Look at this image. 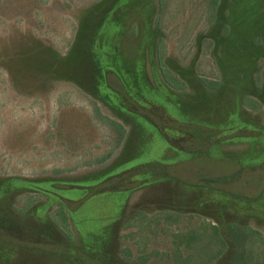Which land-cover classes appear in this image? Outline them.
Segmentation results:
<instances>
[{
  "label": "rangeland",
  "instance_id": "374dc122",
  "mask_svg": "<svg viewBox=\"0 0 264 264\" xmlns=\"http://www.w3.org/2000/svg\"><path fill=\"white\" fill-rule=\"evenodd\" d=\"M0 264H264V0H0Z\"/></svg>",
  "mask_w": 264,
  "mask_h": 264
},
{
  "label": "trees",
  "instance_id": "16d2710c",
  "mask_svg": "<svg viewBox=\"0 0 264 264\" xmlns=\"http://www.w3.org/2000/svg\"><path fill=\"white\" fill-rule=\"evenodd\" d=\"M211 2H212V4L215 6L217 0H211ZM158 56H159V55H158ZM158 64H159V65H162V63H161V58H160V57H158ZM162 73H163V77H164L165 81L168 82V83L170 84L168 78L166 77V74H164V71H162ZM204 83H205V85H206L207 87H209V88H211V89H214V88H215V85L208 84V83L205 82V81H204ZM242 104H243L246 108H248V109H252V110H258L259 107H260V105H259L255 100H253V99H251V98H248V97L242 99ZM109 124H110V126H112L115 130H117V132H119V136H121V137L123 136L124 128H123L120 124H118L117 122H114V121H112V120L109 121ZM64 212H65V211L62 210V209H59V210L57 211V213H58V215H59V217H60V220L63 222V224H66V218H67V217H66V214H65ZM50 218L53 219L52 216H50ZM52 222L54 223V225H55L56 227H58L59 229H61V228H60V224H57L54 220H52ZM246 232L248 233L249 236H252V237H253V234L259 236L256 232H254L252 229H249V228L246 229ZM69 238H70V237H69ZM260 239H261V238H260Z\"/></svg>",
  "mask_w": 264,
  "mask_h": 264
}]
</instances>
